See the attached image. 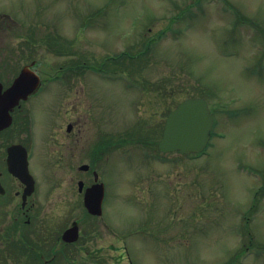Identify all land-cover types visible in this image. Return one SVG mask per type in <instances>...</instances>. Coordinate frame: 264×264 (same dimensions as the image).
Instances as JSON below:
<instances>
[{
	"label": "rangeland",
	"instance_id": "obj_1",
	"mask_svg": "<svg viewBox=\"0 0 264 264\" xmlns=\"http://www.w3.org/2000/svg\"><path fill=\"white\" fill-rule=\"evenodd\" d=\"M14 19L38 28L42 68L81 58L105 70L108 56L128 52L115 78L92 69L83 75L87 90L115 97L117 129L126 122L144 129L153 146L144 147V162L135 148L128 158L118 151L106 180L109 206L116 195L105 218L120 239L101 251L107 264H224L238 253L228 264H264V0H0L7 35L0 49L18 43ZM187 96L204 97L214 110L203 152L147 157L157 152L168 111ZM133 192L144 195V237L127 234L142 227L141 202L128 200ZM79 248L65 249L64 258H87Z\"/></svg>",
	"mask_w": 264,
	"mask_h": 264
},
{
	"label": "flooded vegetation",
	"instance_id": "obj_2",
	"mask_svg": "<svg viewBox=\"0 0 264 264\" xmlns=\"http://www.w3.org/2000/svg\"><path fill=\"white\" fill-rule=\"evenodd\" d=\"M11 22L18 43L14 49H0V264H107L101 251L116 249L120 239L116 225L105 218L116 195H111L109 206L106 180L115 173L118 151L128 158L135 148L144 162V129L129 130L126 121L124 131L117 129L116 99L111 93L102 98L87 90L83 75L88 69L42 68L35 61L36 42L24 35L27 29L19 21ZM3 28L0 21V32ZM33 31L32 39L38 29ZM5 36L0 34V43ZM24 69V92L10 96L9 88ZM76 77L82 81L75 83ZM139 181L143 185L144 177ZM96 182L104 185V196L101 212L92 214L84 197ZM128 200L141 202L143 210L142 227L127 234L144 237V195L133 192ZM102 233L110 242L99 241ZM77 243L88 257L64 258L65 249Z\"/></svg>",
	"mask_w": 264,
	"mask_h": 264
},
{
	"label": "water",
	"instance_id": "obj_3",
	"mask_svg": "<svg viewBox=\"0 0 264 264\" xmlns=\"http://www.w3.org/2000/svg\"><path fill=\"white\" fill-rule=\"evenodd\" d=\"M24 74L26 73L21 72L11 90H18V84L22 80L20 78ZM34 82H37V79ZM212 123L213 117L204 98H186L167 114L158 149L163 152L172 150L180 153L199 152L210 137ZM102 196L101 183L93 184L86 190L84 201L90 212H100Z\"/></svg>",
	"mask_w": 264,
	"mask_h": 264
},
{
	"label": "trees",
	"instance_id": "obj_4",
	"mask_svg": "<svg viewBox=\"0 0 264 264\" xmlns=\"http://www.w3.org/2000/svg\"><path fill=\"white\" fill-rule=\"evenodd\" d=\"M137 54L140 55V53H137ZM137 54L134 55V58L137 57ZM121 57H124V55H122V56L120 55V57H117V59H116V63L119 64V65H122V63L124 62V59H125V58H121ZM144 143H145V139H144ZM149 145H150V142H148L147 144H145V146H149ZM263 187H264V185H263Z\"/></svg>",
	"mask_w": 264,
	"mask_h": 264
}]
</instances>
